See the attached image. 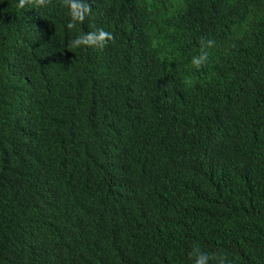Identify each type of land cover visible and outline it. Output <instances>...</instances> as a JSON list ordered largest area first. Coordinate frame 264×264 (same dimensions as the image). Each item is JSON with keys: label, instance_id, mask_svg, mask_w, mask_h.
Instances as JSON below:
<instances>
[{"label": "trees", "instance_id": "16d2710c", "mask_svg": "<svg viewBox=\"0 0 264 264\" xmlns=\"http://www.w3.org/2000/svg\"><path fill=\"white\" fill-rule=\"evenodd\" d=\"M19 4L0 0V264H264V0Z\"/></svg>", "mask_w": 264, "mask_h": 264}, {"label": "clouds", "instance_id": "9594fccd", "mask_svg": "<svg viewBox=\"0 0 264 264\" xmlns=\"http://www.w3.org/2000/svg\"><path fill=\"white\" fill-rule=\"evenodd\" d=\"M26 0H20L19 7H23ZM38 3H43L44 0H37ZM66 3H69L70 0H65ZM71 8L73 9L72 16L74 21H83L84 19V13L89 11L88 7L83 4L78 3H71ZM75 27L74 23L69 24V28ZM113 39V36L104 31L99 30L98 34H89L86 37H77L75 40L71 42V47L75 48L81 45H88V46H95L97 48L103 49V47L106 45L107 41H111ZM203 57H201V60ZM197 66L200 63V60L195 61ZM207 257L204 255H200L199 258L196 260V264H206Z\"/></svg>", "mask_w": 264, "mask_h": 264}]
</instances>
